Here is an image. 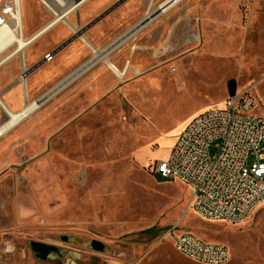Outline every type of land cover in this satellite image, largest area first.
Segmentation results:
<instances>
[{"label": "rangeland", "instance_id": "1", "mask_svg": "<svg viewBox=\"0 0 264 264\" xmlns=\"http://www.w3.org/2000/svg\"><path fill=\"white\" fill-rule=\"evenodd\" d=\"M108 1L83 5L81 34L61 24L14 60L55 50L59 56L43 69L70 76L95 56L83 37L106 47L89 30ZM194 1L193 28L179 27L168 44L136 54L139 75L119 77L104 63L117 77L92 96L82 83L107 72L96 65L0 137V264H200L166 237L174 225L228 246V264H264V208L242 224L205 221L191 210L185 184L151 170L193 118L234 91L248 90L264 114V0ZM22 11L27 39L49 21L38 0H23ZM10 62L1 70L21 71ZM20 81L25 86L27 77ZM31 242L59 255L38 258ZM8 243L13 252L4 251Z\"/></svg>", "mask_w": 264, "mask_h": 264}, {"label": "built area", "instance_id": "2", "mask_svg": "<svg viewBox=\"0 0 264 264\" xmlns=\"http://www.w3.org/2000/svg\"><path fill=\"white\" fill-rule=\"evenodd\" d=\"M86 0H38L49 17L44 29L57 24L77 27L70 17ZM176 0H170L175 2ZM166 6V5H165ZM23 0H0V31L23 33ZM54 54L45 56L50 62ZM28 70L22 76H27ZM248 90L236 91L220 107L208 109L181 131L165 159L152 165L153 175L185 184L190 208L209 222L242 224L264 208V114ZM166 237L176 251L200 264H228L231 251L174 225Z\"/></svg>", "mask_w": 264, "mask_h": 264}, {"label": "crops", "instance_id": "3", "mask_svg": "<svg viewBox=\"0 0 264 264\" xmlns=\"http://www.w3.org/2000/svg\"><path fill=\"white\" fill-rule=\"evenodd\" d=\"M121 1L123 0H109L108 2H106L110 4L109 7L106 8L105 10L100 9L96 13L95 17L92 18V20L96 21L100 16H102L108 10L119 4ZM169 1L170 0H126L123 3H121L118 7H116L112 12L106 15L103 19H101L95 25H93L89 30L90 34L93 37H95V39H99V40L104 39L106 41V47L102 48V50H100L101 48L98 49L96 47L98 50L105 51L108 47L116 44L106 51L109 56V54H111L113 51L117 50L118 48L117 51H115L110 55V59L107 56V62L101 60L94 66L105 63L108 66L113 65L120 72L124 73L125 74L124 77L126 76V73L128 74L131 71L139 75L138 72L141 73V69H144V67L141 65L133 64L132 61L136 54L149 53L148 49L154 47L156 43H161V45L168 44L170 36H172L174 32H177V29L179 27L185 29H192L194 26V13L196 11V8H194L193 6L195 1L176 0L173 3L170 2V4H166L169 3ZM202 2H203L202 0L197 1L198 4H201ZM82 7L80 8L79 13L73 14L70 17V22L73 25H77L81 27V25L83 24V20L81 17ZM155 11L157 12L151 16V14ZM149 16L151 17L143 24L142 27L133 30L137 25H139ZM72 17H74L73 18L74 20H72ZM45 25H43L42 28H44ZM60 25L61 24H57L55 25V27L53 26L54 28L50 29L49 32L53 29L58 28ZM65 26L68 29L74 30L76 33L79 34L82 33V29L79 28L72 29V27H69L67 25ZM38 32H36L34 35L31 36L32 40L34 39L36 40L39 38V37L38 38L35 37V35ZM85 39L86 40L84 41L87 44L88 43L91 44V42L86 37ZM125 46H130V47L128 51L129 53L128 58H126L125 61L123 62L119 59V56L123 53V49ZM50 53L54 54V58L52 60L53 62L55 58L59 56V54H57L55 50L43 55L41 59L28 57V62L25 63V66L28 67L25 71L23 70L24 62H22L21 60L19 61L18 64V62L16 61L17 59L10 62L11 65L9 68H15L16 70L18 68H21L20 69L21 71L14 72L13 70H7L6 68L1 70L3 66L0 68V99L3 102L5 101V104L9 109L13 110L14 112H20L24 110L28 102H36L37 100L41 99L45 94H47L49 91H51L54 87L59 86V91H61L63 88L71 84L77 78L76 79L74 78L73 80L70 81L68 79H71L73 75H75V72L77 70L87 66V64L90 63L91 60L95 57L94 56L85 65L75 70L70 76L68 75L67 77H65V76H61V73L60 74L58 73L59 75L58 74L56 75L52 72H48L43 69L45 68V66L48 65V63L44 62V58L46 55ZM37 65H39L37 67L38 70L37 68L34 69V67H36ZM108 66L106 65L104 66V68L107 71L105 72L106 76L98 72L95 75L89 77L88 80L82 83L83 85L89 86L91 88L92 96L99 94L100 92H102V90L108 89L109 86L108 80L112 79L116 74L112 70L115 73L114 74L109 69ZM27 70H28L26 76L27 83L24 86L21 83L20 79L23 80L22 75ZM36 70L38 71V73ZM67 80L68 82L66 84H63ZM52 83L54 84L50 86ZM59 91H57V93ZM73 93L76 92L73 91ZM232 94H229V96ZM4 113L5 112L0 105V127L4 123L2 122L4 118L3 115ZM44 123L45 120H43L42 124Z\"/></svg>", "mask_w": 264, "mask_h": 264}, {"label": "bare ground", "instance_id": "4", "mask_svg": "<svg viewBox=\"0 0 264 264\" xmlns=\"http://www.w3.org/2000/svg\"><path fill=\"white\" fill-rule=\"evenodd\" d=\"M89 0H86L84 2V4L86 2H88ZM82 7V6H81ZM22 26L23 29H25L24 26V16H23V11H22ZM55 27V26H54ZM52 27V28H54ZM50 28V29H52ZM81 29L80 26L77 27H72V29ZM50 29H44L42 28L36 35L35 37H39L38 39H34L32 40L31 37L30 38H25V34H24V30L22 34H18L16 32L13 31V29L7 28V29H3L2 31H0V57L6 53L12 46L15 45V48L9 52L2 60H0V68L2 66H4L7 62L9 61H13L17 55H22L23 56V52L24 50L33 43H36L37 41H39L45 34H47L49 32ZM84 40L85 37H84ZM91 48L95 51V57L91 60L90 63L87 64V66H85L82 69H79L75 72V75H73V77L70 80H73L74 78H78L80 77L84 72H86L88 69H90L91 67H93L95 64H97L98 62H100L101 60L106 61L107 62V56L108 53L106 52L109 48H111L112 46L116 45H112L110 47H108L105 51H100L97 48H95L94 46H92L90 43H88ZM120 44V43H119ZM118 47V46H117ZM116 47V48H117ZM115 48V49H116ZM114 50V49H113ZM105 52V53H104ZM18 58V57H17ZM24 62V66H23V70L25 71L27 69V67L25 66V63L27 62L25 57L22 58ZM109 67L116 73V75H118L119 77H124V73L120 72L118 69H116L113 65H109ZM23 80L25 78V76H22ZM67 81H65L63 84H66ZM57 91H59V86L55 87L51 93L49 94V96H51L49 99H51L54 95H56ZM0 105L2 107V109L5 111V113L8 115L9 117V121L2 125L0 127V137H2L3 135H5L12 126H14L15 123H17L19 120H21L23 117H25L27 114H29L32 110H34L35 108H38L36 106V103H27L26 107L24 108V110L20 111V112H14L13 110L9 109L6 104L5 101H1L0 99Z\"/></svg>", "mask_w": 264, "mask_h": 264}, {"label": "water", "instance_id": "5", "mask_svg": "<svg viewBox=\"0 0 264 264\" xmlns=\"http://www.w3.org/2000/svg\"><path fill=\"white\" fill-rule=\"evenodd\" d=\"M80 0H77V2H79ZM124 1L126 0H123L121 1L119 4H117L116 6H114L113 8H111L110 10H108L106 13H104L102 16H100L96 21H94L90 27H92L93 25H95L98 21H100L101 19H103L106 15H108L110 12H112L116 7H118L121 3H123ZM157 11L153 12L151 14V16L153 14H155ZM147 17L144 21H142L139 25H137L133 30H136L140 27L143 26V24L151 17ZM89 27V28H90ZM85 32V31H84ZM83 32V33H84ZM77 37H80V35H76L75 37H73L72 39H70L69 41H67L62 47H66L68 44H70L73 40H75ZM55 88V87H54ZM53 88V89H54ZM52 89V90H53ZM51 90V91H52ZM51 91H49L47 94H45L41 99L37 100L35 103H36V106L37 107H40L42 106L45 102H47L49 100V98L51 96H49V94L51 93ZM30 247L33 251V253L38 257V258H41V259H47L48 257H50L51 255L52 256H58L59 255V250L56 249L55 247H52V246H48L46 244H42V243H37V242H31L30 243Z\"/></svg>", "mask_w": 264, "mask_h": 264}, {"label": "clouds", "instance_id": "6", "mask_svg": "<svg viewBox=\"0 0 264 264\" xmlns=\"http://www.w3.org/2000/svg\"><path fill=\"white\" fill-rule=\"evenodd\" d=\"M6 253H10L14 251V246L11 243H8L4 249Z\"/></svg>", "mask_w": 264, "mask_h": 264}]
</instances>
